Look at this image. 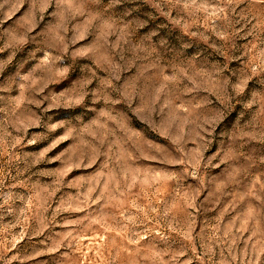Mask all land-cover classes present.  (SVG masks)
Listing matches in <instances>:
<instances>
[{"label": "rangeland", "instance_id": "374dc122", "mask_svg": "<svg viewBox=\"0 0 264 264\" xmlns=\"http://www.w3.org/2000/svg\"><path fill=\"white\" fill-rule=\"evenodd\" d=\"M0 264H264V0H0Z\"/></svg>", "mask_w": 264, "mask_h": 264}]
</instances>
